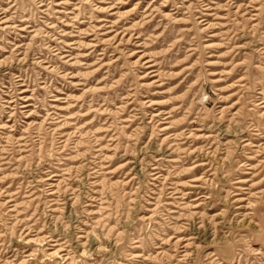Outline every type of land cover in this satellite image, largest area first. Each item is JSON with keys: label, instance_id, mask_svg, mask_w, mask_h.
I'll use <instances>...</instances> for the list:
<instances>
[{"label": "rangeland", "instance_id": "374dc122", "mask_svg": "<svg viewBox=\"0 0 264 264\" xmlns=\"http://www.w3.org/2000/svg\"><path fill=\"white\" fill-rule=\"evenodd\" d=\"M0 264H264V0H0Z\"/></svg>", "mask_w": 264, "mask_h": 264}, {"label": "bare ground", "instance_id": "6f19581e", "mask_svg": "<svg viewBox=\"0 0 264 264\" xmlns=\"http://www.w3.org/2000/svg\"><path fill=\"white\" fill-rule=\"evenodd\" d=\"M199 168V167H198ZM178 244V243H177Z\"/></svg>", "mask_w": 264, "mask_h": 264}]
</instances>
